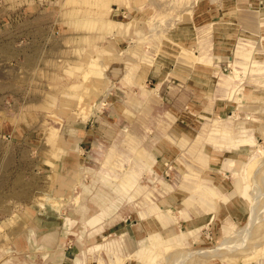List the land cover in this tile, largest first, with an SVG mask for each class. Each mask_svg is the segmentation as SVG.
<instances>
[{"label": "rangeland", "instance_id": "obj_1", "mask_svg": "<svg viewBox=\"0 0 264 264\" xmlns=\"http://www.w3.org/2000/svg\"><path fill=\"white\" fill-rule=\"evenodd\" d=\"M56 1L48 22L88 33L102 79L62 96L63 69L25 67L29 18L0 15V264H43L26 252L40 213L67 208L68 264H264V0ZM71 119L96 136L72 208L57 197L78 166Z\"/></svg>", "mask_w": 264, "mask_h": 264}, {"label": "crops", "instance_id": "obj_2", "mask_svg": "<svg viewBox=\"0 0 264 264\" xmlns=\"http://www.w3.org/2000/svg\"><path fill=\"white\" fill-rule=\"evenodd\" d=\"M18 11H21L26 18H29V20H25L28 24L24 27L28 36L31 38L26 53L25 67L37 63L40 65L39 69L48 65H55V68L57 66L63 69V72L60 74V79L66 82V84H63V86L65 85L66 87L64 95L62 93V96L66 97L68 92L72 95V87L85 85L84 77L86 75L88 77L87 82H90L92 85L99 79H102V77H94L91 75V71L89 70L92 62L86 57L89 55V45L87 44L89 38L88 33L85 32V34H81L83 31H80L76 25L68 24V20L63 18L62 13L60 16L59 14H55L56 17L54 20L56 23H49V19H47L49 13H47V8H42V0H0V15L9 16L11 13ZM43 11H45V13H43ZM41 13L45 15L43 17H46L47 22H44L45 19L42 17ZM36 20L39 21L38 25L34 23ZM103 42H106V44L103 45V51L105 48H110V40L104 38ZM115 43L116 45L119 44L118 42ZM79 50L81 52V58L82 56L84 57L81 61L77 57V52H79ZM104 58L105 56H103L102 64L106 65L105 63H107L108 65V61L106 62ZM30 70L32 69L30 68ZM121 73L122 70L119 71V74ZM50 74L51 76L49 78H52L54 72L51 71ZM63 100H65V98H62V101ZM75 101L67 102L64 105L62 103L55 112L59 114L73 112L77 107ZM72 104H74V106ZM180 108L181 107H178V110H181ZM181 123L182 124L179 126L185 127V121L182 120ZM120 124H122L121 121ZM61 126L73 128L70 141L71 145H75V151L72 152V157H74L75 164L78 166L75 167V169L73 168L71 174H67V177H64L63 182L65 188L60 193L57 192V197L62 202L66 201L65 203H61L62 206L72 208L71 204H74L75 200H77L73 196L76 187L75 183L78 181V178H80V170H82L80 164L84 159L80 154L88 155L90 153L89 146L93 145V138L96 136L91 129L89 131L83 130V128H90L89 125L80 124L77 120H67L65 124H61ZM57 129L60 130V128ZM163 140H165V137ZM163 140L160 139V142ZM70 141L67 142L64 140L62 143L69 145ZM84 145L87 147L86 152L83 150ZM71 213L72 212H69L68 208L63 212L56 210L52 212V210H49L48 212L45 211L44 213H40L38 222L42 227L30 238L32 242L29 248L26 249L27 254L33 255L35 253L43 257V260H45L43 264H68L72 262L78 250V241L80 240V230L78 226L82 223V220L77 218L74 219ZM210 215V218L207 220V225L213 222V214ZM98 218V216H95L91 220L96 221ZM142 224L147 230L152 228V223L149 219L145 220ZM134 226L135 227L132 229L133 237H135V239H143L145 237L143 233H148V231L146 230L145 232L142 229L141 222Z\"/></svg>", "mask_w": 264, "mask_h": 264}, {"label": "bare ground", "instance_id": "obj_3", "mask_svg": "<svg viewBox=\"0 0 264 264\" xmlns=\"http://www.w3.org/2000/svg\"><path fill=\"white\" fill-rule=\"evenodd\" d=\"M251 226V225H250ZM250 230V229H249ZM241 235V234H240Z\"/></svg>", "mask_w": 264, "mask_h": 264}]
</instances>
